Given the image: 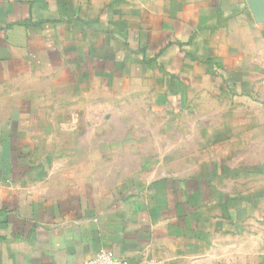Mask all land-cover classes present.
<instances>
[{
    "label": "crops",
    "instance_id": "obj_1",
    "mask_svg": "<svg viewBox=\"0 0 264 264\" xmlns=\"http://www.w3.org/2000/svg\"><path fill=\"white\" fill-rule=\"evenodd\" d=\"M264 264V0H0V264Z\"/></svg>",
    "mask_w": 264,
    "mask_h": 264
},
{
    "label": "built area",
    "instance_id": "obj_2",
    "mask_svg": "<svg viewBox=\"0 0 264 264\" xmlns=\"http://www.w3.org/2000/svg\"><path fill=\"white\" fill-rule=\"evenodd\" d=\"M84 264H131L130 261L117 258L109 252H100L94 257L85 261Z\"/></svg>",
    "mask_w": 264,
    "mask_h": 264
}]
</instances>
